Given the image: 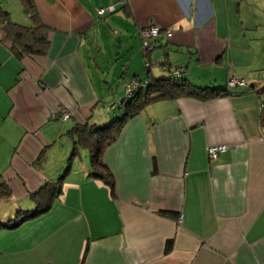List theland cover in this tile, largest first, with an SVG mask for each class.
I'll return each instance as SVG.
<instances>
[{"label":"crops","instance_id":"1","mask_svg":"<svg viewBox=\"0 0 264 264\" xmlns=\"http://www.w3.org/2000/svg\"><path fill=\"white\" fill-rule=\"evenodd\" d=\"M34 2L48 25L45 54L15 57L0 24L9 203L31 208L30 192L60 177L75 125L112 120L125 84L147 68L167 77L183 66L191 83L227 94L160 99L130 118L102 153L114 194L89 164L73 168L77 150L50 207L0 229V264H264V0ZM114 2L116 27L112 13H96ZM151 24L161 30L145 56L141 31ZM105 26L113 36L137 31L118 75L101 57ZM229 74L245 84L228 86ZM224 143L207 157L208 145Z\"/></svg>","mask_w":264,"mask_h":264},{"label":"trees","instance_id":"2","mask_svg":"<svg viewBox=\"0 0 264 264\" xmlns=\"http://www.w3.org/2000/svg\"><path fill=\"white\" fill-rule=\"evenodd\" d=\"M20 1L24 12L30 18L29 24H19L12 21L9 18V11L0 5V24L7 28L12 37L9 43V50L19 59L35 54H45L49 45V37L47 34L48 25L41 20L34 0ZM111 4L115 6V11H109L106 10V7H102L105 9L103 14H98L96 11L97 15L103 17L107 12L114 13L119 10L115 3ZM123 7L124 5L121 6V8ZM155 39L156 37L152 40L153 48ZM153 48L146 50L145 56H149V52H152ZM146 60L148 61V57ZM172 70L174 69L170 70L171 73ZM183 72L180 75L170 74V76L167 77H154L149 74L147 68L145 76H134L137 81V87L131 95H125L124 92V97H122L121 101L118 103L119 112L112 120L100 126H86L80 123L75 125L74 128L77 140L75 141L76 145L72 147L73 151L71 156L76 154V151L79 150L78 148H85L88 153L92 174L103 180L109 186L111 194H114V179L111 171L103 160L102 153L106 147L117 139L122 127L130 118L136 116L148 103L160 99H174L179 96L213 99L227 94V88L197 86L183 76ZM226 84L228 85V77ZM262 121H264V119H262ZM69 167L65 170V173L68 171ZM64 174L60 175V177L55 180L46 181L39 188L30 192L29 197L33 202L31 208L19 207L14 201L9 203L12 205H9L10 207L7 210V215L5 214L6 216H3L4 218L2 220L4 221H2V217H0V229L15 227L24 220L46 211L50 207L53 198L61 192V180ZM11 194V189L3 178L2 172H0V201H9ZM14 204L16 207H14L13 212H10L9 210ZM161 212L164 215H171V213L167 211ZM170 246L171 239H168L165 249H169Z\"/></svg>","mask_w":264,"mask_h":264},{"label":"rangeland","instance_id":"3","mask_svg":"<svg viewBox=\"0 0 264 264\" xmlns=\"http://www.w3.org/2000/svg\"><path fill=\"white\" fill-rule=\"evenodd\" d=\"M0 5L4 9L9 11V18L12 21L17 22L19 24H29L30 23V18L24 12V9L22 7L20 0H0ZM114 14L115 13L107 14V16L110 17V25L112 27L113 26L116 27V25H115L116 22L120 21L119 20V17H120L119 14L120 13L118 15H114ZM113 21L115 24L112 23ZM130 29H128V31L125 32V34L123 33V35H120V33H118L116 36H113V35L108 34V29L106 28V26H105V28L102 27L101 32L104 36V42L105 43L103 44L101 57L108 60V62H106L107 67H109L111 63L117 62L119 69L117 70L116 73H114L117 75L120 74L119 72H120L121 66L124 64V62H126V59H128L130 57L133 50L135 51V45L139 42L136 29L135 28L132 29L133 33L131 32ZM179 67H183V66H179ZM72 147H73V145L70 146V149L68 150L69 151L68 154L64 155L65 153H63V155L65 156L66 162L64 165L65 167L61 171V175L64 174L65 170L69 167V159H70L72 151H73ZM78 151H79L78 155L75 157L76 163H74V166H73L74 169L76 166L82 168V165L79 163L80 160L85 165L89 164L88 163L89 157H88V153L86 152L85 148H79ZM8 152H9L8 146L0 145V166L2 164H4V161H6ZM73 172H74V170H73ZM9 205L10 204L7 200L0 201V217H2L1 220L4 218L3 216L7 215L6 214L7 210L10 207ZM2 221H4V220H2Z\"/></svg>","mask_w":264,"mask_h":264},{"label":"built area","instance_id":"4","mask_svg":"<svg viewBox=\"0 0 264 264\" xmlns=\"http://www.w3.org/2000/svg\"><path fill=\"white\" fill-rule=\"evenodd\" d=\"M104 8L99 7L96 9L98 14H103L104 12ZM106 10L109 11H115V6L113 4L109 5L108 7H106ZM160 33V26L156 25V24H151L148 25L147 27H145L142 31H141V35H142V47L144 50H150L153 48V44H152V40L157 37ZM172 33L171 30L167 29L166 30V35L170 36ZM184 71L183 67H178L175 68L174 70H172L173 75H180L182 72ZM245 84V80L243 78H237L235 76H233L232 74H229L228 76V85L230 86H236V85H243ZM137 87V81L136 78H131L129 79V81L125 84L124 87V92L125 95H131L135 89ZM68 114L64 113L63 117H67ZM229 148V145L227 144H217V145H208L206 148V153L209 159H215L216 157H218V155L227 150Z\"/></svg>","mask_w":264,"mask_h":264}]
</instances>
